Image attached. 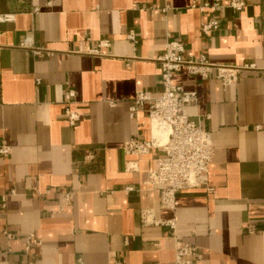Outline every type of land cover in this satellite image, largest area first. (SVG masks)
I'll use <instances>...</instances> for the list:
<instances>
[{
	"label": "crops",
	"instance_id": "0c3cea01",
	"mask_svg": "<svg viewBox=\"0 0 264 264\" xmlns=\"http://www.w3.org/2000/svg\"><path fill=\"white\" fill-rule=\"evenodd\" d=\"M195 1L205 0H0V145L11 146L0 155V264L33 255L38 264H175L176 236L201 248L197 264H264V3L225 8L221 28L205 35L210 14ZM170 34L185 42L186 56L262 68L230 85L185 67L175 73V83L198 92L186 112L216 148L213 190L180 191L175 210L145 184L162 152L123 149L151 135L148 106L137 118L130 106L137 90L160 94L157 57ZM104 38L106 54L91 53ZM70 88L82 113L76 126L64 111ZM143 208L155 220L176 219V235L166 224H143ZM31 232L42 244L27 253Z\"/></svg>",
	"mask_w": 264,
	"mask_h": 264
},
{
	"label": "built area",
	"instance_id": "2783aa9c",
	"mask_svg": "<svg viewBox=\"0 0 264 264\" xmlns=\"http://www.w3.org/2000/svg\"><path fill=\"white\" fill-rule=\"evenodd\" d=\"M193 6H197L203 12L209 11V17L201 24V31L205 35H210L221 28V18L225 8L241 11L247 6V2L246 0H227L224 3L220 0H205L200 4L195 1ZM13 18V14L1 16L3 20ZM260 22L264 25V15ZM127 37L133 43L138 42L135 30H131ZM22 45L37 54L41 53V49L34 47L29 40H25ZM110 46L111 41L104 38L91 48L90 52L104 55L106 54L104 49ZM185 51V42L170 34L163 52L157 57L161 69L160 94L154 96L149 90H137L130 106L132 118H137L139 111L148 106L151 135L149 138L132 137L123 145L124 151L131 155L148 154L153 149L162 152L156 167L150 170L145 184L159 188L161 206L171 210L176 209L177 195L182 190L201 187H205L209 192L213 190L210 186V167L216 152L211 132L202 128L199 120L186 112L187 106L198 102V92L175 83V73L185 67L189 74L198 76L202 80L214 76L223 84L230 85L239 80L242 72L262 70L256 62L214 63L209 61L205 53L198 56H186ZM37 83H40V79H37ZM63 104L69 123L76 126L82 118V113L76 108L74 89L66 90ZM10 153L11 146L2 143L0 155L8 156ZM135 168V164L128 166V169ZM134 189V186L126 187L127 192ZM72 197V192L65 194L67 201H70ZM140 215L143 224H166L176 235V219L155 220L151 208H143ZM175 242V264H197L202 260L203 252L197 244L180 239L178 236ZM41 244L42 241L35 232L25 237L27 253H32L33 249ZM23 264H38V259L33 255ZM112 264L123 263L117 260Z\"/></svg>",
	"mask_w": 264,
	"mask_h": 264
}]
</instances>
